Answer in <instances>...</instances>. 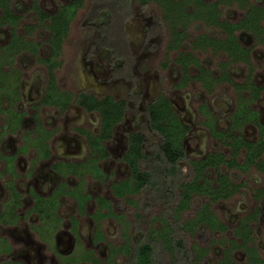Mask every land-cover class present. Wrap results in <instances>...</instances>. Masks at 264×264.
<instances>
[{
  "label": "rangeland",
  "instance_id": "obj_1",
  "mask_svg": "<svg viewBox=\"0 0 264 264\" xmlns=\"http://www.w3.org/2000/svg\"><path fill=\"white\" fill-rule=\"evenodd\" d=\"M69 1L11 2L12 11L20 16L15 30L25 41H30V49L21 48L14 55L13 64L21 70L20 97L13 108L26 112L22 127L12 130L8 125L10 112H0V212L11 200L10 183L13 181L22 196V204L16 212L23 217L15 224L0 220V237L9 240L13 247L9 253L1 252L0 264L10 260L21 264H77L64 258L76 256L83 248L92 249L97 260L79 264H108L107 259L112 254L114 264H128L139 244L146 240L154 243L158 264H220L227 250L238 263L248 264L247 252L235 246L241 241L237 226L242 219L249 224L252 242L264 258V172L257 165L241 169L220 164V171L242 185L230 196L209 204L207 210L215 216V225L197 221L193 226H184L185 221L196 217L209 200L205 196H195L190 206L176 211L180 184L194 176L192 159L217 150H223L227 159L231 158V147L211 136L205 119L207 111L219 129L229 130L231 113L241 100L232 82H214L207 87L200 80L191 79L183 86L178 85L184 72L176 58L181 51L186 55L193 52L198 64L215 76L220 75L221 67L225 66L235 82L247 83L244 101L250 97L253 83L263 87L260 97L252 101L251 106L260 112L264 122V30L258 38L252 31H239L243 45L250 50L244 56L246 59H228L212 49L192 51L194 38L205 32L219 35L220 29L204 21L202 16L188 17L184 24L188 34L184 45L173 49L172 20L163 21L166 11L159 3L146 4L140 0H84L62 39L60 63L55 69L60 88L73 93L84 90L99 96L125 98L128 106L112 139L106 142L110 156L100 160L105 174L95 177L88 170L65 178L70 188L83 181L85 192L91 196L83 210L74 196L63 194L57 209L62 222L57 225L59 218L50 216L45 220L50 227L44 236L36 230L41 219L39 212L33 209L35 199L31 188L44 195L51 194L63 180L54 171L53 164L61 160L85 159L90 153L86 130L96 132L100 128V114L88 112L75 101L64 110L56 104L34 106L44 96L49 79L42 59L52 51L51 31L40 20L38 8L55 13ZM204 1L187 0V10L194 12L214 2ZM235 1L218 6L222 17L239 20L251 4L264 5V0H249L244 4ZM259 25L264 28V15ZM12 28L9 23L0 24V53L7 51L5 45L11 40ZM5 69H9V64ZM198 69L197 63H193L191 73ZM161 93L170 97L175 111L190 127L183 140L186 155L174 175L167 173L166 163L155 156L162 137L151 128L147 110L150 102ZM1 101L2 107L10 108L6 93ZM36 109L44 127L54 131L47 139L48 158L37 159L36 146L22 149L26 143L25 134L37 137ZM241 130L249 140L264 138L254 121L246 123ZM133 131H141L146 136L145 152L149 157L142 160L141 168L152 170L156 183L136 191L125 190L119 195L114 184L131 176L124 154ZM245 153L246 150L241 149L237 156L239 162L244 161ZM5 155L13 156L12 163L18 174L12 166H9L11 172L8 170ZM209 175L213 179L217 176L214 169ZM260 191L263 193L259 194ZM99 198L109 205L101 204ZM99 229L103 237L97 239ZM173 236L181 240L184 251L171 244L169 239Z\"/></svg>",
  "mask_w": 264,
  "mask_h": 264
},
{
  "label": "trees",
  "instance_id": "obj_2",
  "mask_svg": "<svg viewBox=\"0 0 264 264\" xmlns=\"http://www.w3.org/2000/svg\"><path fill=\"white\" fill-rule=\"evenodd\" d=\"M13 0H0V24L9 23L13 27L12 37L10 42L5 45L7 51L0 53V112L8 111L9 115L8 125L12 130H16L22 127V114L16 112L13 108L14 102L20 97V79L21 71L14 67L15 54L21 48L30 49V41H25V39L17 34L15 30L18 25L19 15L15 14L11 9V2ZM143 3H148L151 1H156L161 5L165 12V19L172 20V28L174 32L179 37L175 39L176 45H178L179 40L182 38L183 30L176 31L177 25L180 21L185 23L187 18L196 17L197 13H193L187 10V0H140ZM229 0H219L218 3H214L216 7L220 2H225ZM84 0H71L67 4L61 6L60 10L55 13L47 12L41 8H38L40 13V20L45 26H47L51 31V44L52 53L42 59V62L46 65L48 69V84L46 95L43 100L47 104H56L62 110L66 109L69 103L75 98L76 102L85 107L88 111L97 110L101 115V131L98 135H93L88 133V140L92 150V155L89 160L82 164H74L67 162H59L54 164L55 169L62 174L67 176L69 173L83 174L85 171H91L93 176L101 177L103 175V170L98 166V160L100 157H106L109 155L108 149L105 144L102 143L104 140H108L112 137L114 128L116 124L124 118L126 109L125 99H115L113 96L106 95L104 97H98L94 94L82 91L74 94L69 91H63L58 85L56 79L55 69L60 63L59 56L61 51L62 39L66 36L69 30V24L79 7L83 6ZM207 7L203 9L205 13H209L210 16L214 15L213 8ZM253 12V11H252ZM259 11L253 12L248 15V17L240 25H249L251 28L257 30V19ZM218 19V18H217ZM240 25L232 24L229 29L230 40L229 48L240 50V45L236 41V36L234 30ZM227 44V43H226ZM228 45V44H227ZM9 64V69H5V65ZM184 68L188 75L187 62L184 63ZM202 77V75H201ZM256 87L252 100L256 99L259 92ZM254 90V89H253ZM12 91V92H11ZM6 96L9 98L10 108L2 107L1 97ZM3 100V98H2ZM246 100V99H245ZM250 101L247 99L244 101V96L241 94L240 105L234 114V125L241 127L245 121L250 119H258L257 112L252 110L249 106ZM149 120L150 125L153 130L159 133L162 137L161 146L156 155L159 160L166 163L165 170L169 174H176L179 170L180 163L185 156L183 149V139L188 130V127L183 124L181 119L173 110L169 99L162 95L155 102L149 106ZM214 136L224 139L223 141L230 144L233 148L232 158L226 161V156L222 153H211L204 159L192 161L194 167V176L188 181H183L180 184V201L177 204L176 211L183 210L184 208L191 205L193 199L197 195L205 196L209 200L204 203L203 208L197 213L196 217L189 218L185 221L184 226H193L197 221H205L210 225H215L216 218L207 210L211 202L218 201L222 197H228L232 193L238 190L241 184L234 183L227 174L222 173L219 170V166L223 162H227L231 167H242L248 169L252 165H257L258 168L264 172V159L262 155L264 154V141L262 139L258 141H248L242 137L233 136L231 134L227 135L231 141L226 140V136L221 131L217 130L213 125L211 127ZM32 131V130H31ZM39 136L31 137L29 134H25L26 144L22 147L23 150H27L31 145L36 146L39 150V155L37 159L48 158L49 157V146L46 143V139L51 137L52 131L45 129L41 124L38 128ZM46 133V134H43ZM146 136L140 132L136 131L130 135L129 147L125 156V160L131 167L132 174L130 178L125 181H120L114 184V188L117 194L122 195L125 190L136 191L140 190L147 185L155 184L156 181L153 179V171L149 169L141 168V161L147 159L149 154L145 152ZM245 148L247 153L245 156L244 163H240L237 160L241 149ZM96 154V155H94ZM9 166H12L14 170V164L12 163V157L5 155ZM9 160V161H8ZM216 170V178H212L208 171L209 169ZM16 173V172H15ZM17 174V173H16ZM13 187V185L11 184ZM66 184H62L61 188H58L50 196H42L36 194V207L40 211L43 221L49 220L50 216H56L59 218L58 224L61 223L62 217L58 215V205L59 197L61 194H67L74 196L80 203V207L83 210L85 203L90 198L89 194H85V189L83 186V181L79 182L76 186L71 189L66 188ZM77 187V188H76ZM76 188V189H75ZM101 204L109 205L107 201L103 198H99ZM20 205V194L13 187V193L11 200L5 205V209L0 213V220L4 222L15 223L19 218L16 212V208ZM110 213V209L108 210ZM8 217V218H7ZM45 221V222H46ZM242 221L240 228L238 229L239 236L242 237V242L237 243L236 247L245 248L251 256L253 261H260L264 264V260L260 257L258 251L254 245H251L252 233L249 229V224ZM50 227L49 225H46ZM103 233L100 229L97 232V238H102ZM171 244L177 248L179 247L184 251V245L181 244V240L175 238L174 236L170 239ZM54 243V242H53ZM80 245V244H79ZM171 245V246H172ZM0 254L1 252H9L11 250L10 244L6 239L0 241ZM82 246V245H81ZM83 248V247H82ZM84 250V251H82ZM81 251H77L76 256H68V260H72L74 263H80L81 261L97 260L93 250H88L83 248ZM113 255V254H112ZM107 259L108 264H114L113 256ZM1 264H21L20 262L7 261ZM128 264H158L155 258V248L152 240H146L139 244L136 251L134 252L131 260ZM221 264H238L229 250L224 256Z\"/></svg>",
  "mask_w": 264,
  "mask_h": 264
},
{
  "label": "flooded vegetation",
  "instance_id": "obj_3",
  "mask_svg": "<svg viewBox=\"0 0 264 264\" xmlns=\"http://www.w3.org/2000/svg\"><path fill=\"white\" fill-rule=\"evenodd\" d=\"M126 1V0H125ZM203 1V2H202ZM218 1L219 0H214V2H212V4H206V7H202V8H200L199 7V9L198 10H196V11H194L193 13H197V15H196V17L197 16H202L203 18H204V21H206L207 23H211V24H214V25H216V27L218 28V29H220V33H219V35H215V36H213V35H210V33L209 32H205V33H202V34H200V35H198L196 38H194L193 39V41H192V45H193V48H192V51H197V50H207V49H212L213 50V52H216V51H220V53H222L223 55H226L227 56V58L228 59H246L244 56H245V54L247 55V53L249 52V48H246V46H244L243 45V43H242V41H241V38H240V35H239V31L240 32H242V31H252L253 32V34L258 38L259 37V34H261L262 32H263V30H264V28H263V26H260L259 25V21H260V17L262 16V15H264V5H260V4H251L250 5V8H249V10L247 11V13H246V15H244L242 18H240L239 20H234V19H228V18H224V17H222L221 16V14L218 12V6H220V4H224L225 2H227V3H229V2H233V1H235V0H229V1H225V2H220L216 7H214L215 5H214V3H218ZM238 1V2H237ZM249 0H236L235 2H237V3H246V2H248ZM151 2H155V3H157L156 1H151ZM196 2H197V0H196ZM205 3V1L204 0H198V2L197 3ZM148 3H150V2H148ZM148 3H146V4H148ZM161 6V5H160ZM197 6H199V4L197 5ZM207 7H210V8H213V10H214V15L213 16H210V14L209 13H205L204 11H202L203 9H207ZM162 8V7H161ZM209 8V9H210ZM163 9V8H162ZM260 9H262V12L261 13H259V14H261V15H259L258 16V18L259 19H257V30H255L254 28H251L249 25H240V24H242L243 23V21L248 17V15L249 14H251V13H253V12H256V11H259ZM253 11V12H252ZM196 17H194V18H196ZM218 18V19H217ZM163 21H168V20H166L165 19V15H164V17H163ZM169 21H171V20H169ZM173 22V21H172ZM185 23H186V21H185ZM185 23H183V22H179L178 24H179V27H177V29H176V31H180L181 29H184L183 30V35H182V38L179 40V43H178V45L177 46H175L176 45V42L174 41L175 39H178L179 37H177V35L175 34L176 32H173V36L175 37H173L174 39H173V42H172V45H171V47H173V49L174 48H181L184 44V41H185V39H186V37L188 36V34H187V30H186V27H185ZM178 24H176V25H178ZM232 24H238V25H240L238 28H236L235 30H234V34H235V36H236V41H237V43L240 45V50H237V49H233V48H229L228 46H230L229 45V40H230V32H229V29L231 28V26L230 25H232ZM244 24V23H243ZM173 29V31H174V28H172ZM258 34V35H257ZM228 45H227V44ZM51 53H52V51H51ZM50 53V54H51ZM189 54L188 55H186V53H184L183 51H181L180 52V54H179V56L176 58V60L178 61V64L181 66V68L183 69V72H184V76H183V78H182V80H181V82L178 84V85H180V86H183L185 83H187L189 80H191V79H197V80H200L203 84H205V85H207V87H210L214 82H232L233 84H234V86H235V88H236V90L238 91V94H240V98H241V94L243 95V91L246 89V87L248 86L247 85V83L246 82H244V83H238V82H235L233 79H232V77L229 75V73H228V71H227V69L225 68V66H222L221 67V72H220V75H218V76H215L214 74H213V72H211V71H209L207 68H204V67H202V66H200V63L198 64V59L196 58V56H193L194 54H193V52H188ZM49 54V55H50ZM48 55V56H49ZM47 56V57H48ZM243 56V57H242ZM46 58V57H45ZM185 62H187V67H188V75H189V77H187L186 78V75H187V73H186V71H185V68H184V63ZM193 63H197V66L199 67V69H198V71L196 72V73H194V74H192L191 73V70H192V64ZM10 68V67H9ZM21 71V70H20ZM201 75H202V77H201ZM253 83V82H252ZM47 84H48V82H47ZM59 85V84H58ZM60 87V86H59ZM256 87L258 88L257 90H258V92H259V95H258V97L256 98V99H253L252 100V96L254 95V93L253 92H255V89H256ZM254 89V90H253ZM263 89V87H261V86H259V85H257V84H255V83H253L252 84V89H251V93H250V97L248 98V100L250 101V104H249V106H250V108L252 109V110H254V111H256L257 112V118L258 119H250V120H247V121H245V123H243L242 124V126L241 127H238V126H235L234 125V119H235V117H234V114H235V111L237 110V108H238V106L240 105V101H239V103H238V105H237V107L235 108V110L231 113V117H232V121H231V127H230V129L229 130H223V129H219L217 126H216V124H215V121L214 120H212L211 118H210V112L209 111H207V115H206V121L209 123V131H210V134H211V136L213 137V138H215L216 140H218V141H220L221 143H222V145H228V146H230L231 147V158H232V154H233V148H232V146L230 145V144H228V143H226V141L224 142L223 140L224 139H221V138H218V137H216V136H214L213 135V133H212V129H211V127H212V125L217 129V130H219V131H221L222 133H224L225 134V136H226V140L227 141H231V139L229 138V137H227V135H229V134H231V135H233V136H238V137H242V138H244V139H246V140H248V141H258V140H260V139H262L263 141H264V138L262 137V136H260V138L259 139H257V140H249V139H247V138H245L244 136H243V132H242V128L244 127V125L246 124V123H248V122H250V121H254L256 124H257V126L259 127V130H260V133H264V122H263V119H262V117H261V114H260V112L258 111V110H255V109H253L252 108V106H251V102L252 101H254V100H257L259 97H260V95H261V90ZM46 90H47V85H46V89H45V93H44V96L41 98V100L37 103V104H34V106H35V108H39V107H41L42 105H44V104H47V103H44L43 102V100H44V98H45V95H46ZM61 90H63V89H61ZM63 91H69V90H63ZM84 91V90H83ZM69 92H71V91H69ZM79 92H82V91H79ZM78 92V93H79ZM85 92H87V91H85ZM73 93V92H72ZM88 93H91V94H94V95H96V96H98V97H104V96H106V95H104V96H99V95H97V94H95V93H93V92H88ZM74 94H77V93H74ZM162 95H164V96H166L168 99H169V101H170V103H171V106H172V108H173V110L175 111V107H174V105H173V103H172V100L170 99V97L167 95V94H165V93H161L156 99H154L153 101H151L150 102V104L148 105V109L147 110H149V106L153 103V102H155L159 97H161ZM121 99H125V98H121ZM117 100H119V99H117ZM126 100V108H127V106H128V101H127V99H125ZM72 101H75L76 102V100H75V98H73L72 99ZM71 101V102H72ZM70 102V103H71ZM77 104H79L78 102H76ZM80 105V104H79ZM82 106V105H81ZM83 107V106H82ZM85 108V107H84ZM86 109V108H85ZM37 110V111H36ZM35 110V117H36V120H37V125H36V132H37V137L39 136V132H38V128H39V125L41 124L43 127H44V125L42 124V122L40 121V118H39V114H38V109H36ZM87 110V109H86ZM88 111V110H87ZM16 112L17 113H19V114H22V124H23V122H24V117H25V115H26V112H19V111H17L16 110ZM88 112H97V113H99V111H97V110H92V111H88ZM125 112H126V109H125ZM175 113L178 115V117L181 119V121L183 122V124H185L187 127H188V130H187V132H186V134L188 133V131H189V129H190V127L183 121V119L181 118V116L175 111ZM100 114V113H99ZM149 114V113H148ZM100 117H101V115H100ZM150 121V120H149ZM101 122H102V119L100 118V128H99V130L98 131H96V132H94V131H91V130H86V134H87V140H88V133H92L93 135H98L99 133H100V131H101ZM118 123H120V121L118 122ZM118 123L116 124V126L118 125ZM115 126V127H116ZM151 126V125H150ZM45 129H47V130H49V131H52V135L51 136H53V134H54V131L53 130H51V129H48V128H46V127H44ZM81 130V132L83 131L82 129H80ZM114 130H115V128H114ZM237 131V133L235 134L234 133V131ZM31 131V130H30ZM115 132V131H114ZM114 132H113V135H114ZM133 132H136V131H133ZM132 132V133H133ZM141 132V131H140ZM132 133H130V135L132 134ZM143 133V132H142ZM43 134H46V133H43ZM144 134V133H143ZM186 134H185V136H184V138L186 137ZM113 135H112V137H113ZM130 135H129V139H130ZM145 135V134H144ZM112 137L110 138V139H112ZM110 139H108V140H110ZM108 140H104L102 143H104L105 144V147L108 149V151H109V155L108 156H110V150H109V148H108V146H107V141ZM184 140V139H183ZM46 143L48 144V142H47V139H46ZM26 144V143H25ZM48 146H49V144H48ZM88 146H89V149H90V153H89V155L85 158V159H83V160H61V161H57L56 163H59V162H67V163H74V164H84V163H86L88 160H89V158H90V156L92 155V150H91V147H90V144H89V140H88ZM128 147H129V140H128ZM183 149H184V146H183ZM244 150H246L245 148H243ZM127 151H128V148H127V150L125 151V154H124V160H125V156H126V153H127ZM38 152H39V150H38ZM219 152H222L225 156H226V154L223 152V150H217V151H210V152H208V154H206L205 156H203V157H201V158H197V159H192L191 160V166L193 167V164H192V161H194V160H200V159H204V158H206L207 156H209L211 153H219ZM184 153H185V149H184ZM246 153H247V151H246ZM246 153H245V156H246ZM38 155H39V153H38ZM94 155H96V154H94ZM186 155V154H185ZM8 156V155H7ZM10 156V155H9ZM49 156H50V146H49ZM108 156H106V157H108ZM263 156V155H262ZM10 157H12L13 158V156H10ZM106 157H100L99 158V160H98V166L100 167V168H102V170H103V174H105V170H104V168H103V166L101 165V163H100V160L101 159H103V158H106ZM185 157V156H184ZM231 158H229V159H227V156H226V161L227 160H230ZM262 159H264V157H262ZM126 161V160H125ZM223 162V163H226L228 166H230L227 162ZM244 161H245V159H244ZM244 161L243 162H240V163H244ZM127 162V161H126ZM142 162V161H141ZM56 163H54V164H56ZM54 164H53V169H54V171L56 172V173H58L62 178H63V180H61L57 185H56V187L54 188V190L51 192V194H48V195H44V194H42V193H40V192H37L34 188H31V193L33 194V196H34V199H35V205H34V210H36L37 212H39V215H40V219H41V221H40V225L39 226H36L35 228H36V230L38 231V232H40L43 236H44V234H45V232H47L46 231V229H48L49 227H47L46 225H49L48 224V222H45V220L43 221V217H42V215H41V213H40V211H38L37 209H35V207H36V194H39V195H42V196H50V195H52L54 192H56V190L58 189V188H61V186H62V184H66L67 185V182L65 181V178L66 177H68L69 175H72V174H74V173H69L67 176H63L62 174H60L56 169H55V167H54ZM127 164H128V162H127ZM222 164V163H221ZM129 165V164H128ZM231 167V166H230ZM129 168H130V170H131V167H130V165H129ZM239 168H241V169H245V168H242V167H239ZM250 168V167H249ZM248 168V169H249ZM193 169H194V167H193ZM14 170H15V165H14ZM212 170V168L211 169H209V171H211ZM215 170V169H214ZM220 170V169H219ZM10 171V170H9ZM209 171H208V173H209ZM216 171V170H215ZM11 172V171H10ZM15 172L18 174V172L15 170ZM222 172V171H221ZM223 173V172H222ZM13 174V173H12ZM131 174H132V170H131ZM226 174V173H225ZM76 175V174H75ZM233 181V180H232ZM234 182V181H233ZM234 183H236V182H234ZM11 184L13 185V187L15 188V183H13V181L10 183V187H11V195L9 196V198H11L12 197V193H13V187L11 186ZM236 184H241V183H236ZM242 185V184H241ZM241 187V186H240ZM239 187V188H240ZM67 189H71L69 186H67L66 187ZM238 188V189H239ZM16 189V188H15ZM17 190V189H16ZM17 192L20 194V205L22 204V201H21V199H22V196H21V193L17 190ZM260 193H263V192H259V194ZM64 194V193H63ZM63 194H61L60 195V197L63 195ZM85 194H89V193H87V192H85ZM258 194V195H259ZM67 195V194H66ZM90 195V194H89ZM60 197H59V201H60ZM91 197V196H90ZM220 200V199H219ZM10 200H8V202H9ZM88 201V200H87ZM20 205H18V207L20 206ZM1 213V212H0ZM17 214L19 215V218L17 219V221L15 222V223H17L22 217H23V214L22 213H19V212H17ZM62 217V216H61ZM62 220H63V218H62ZM78 221V220H77ZM242 221H243V219L241 220V223L237 226V229H239L240 228V226H241V224H242ZM62 222V221H61ZM10 223H12V222H10ZM15 223H12V224H15ZM60 224V223H59ZM53 226V225H52ZM53 230V229H52ZM77 230V229H76ZM73 232H74V230H73ZM97 232H98V230H97ZM96 232V233H97ZM74 233H77L76 231L74 232ZM103 233V232H102ZM97 235V234H96ZM77 237V236H76ZM96 238H97V236H96ZM3 239H6V238H4V237H0V241L2 242V240ZM97 239H99V238H97ZM240 239H241V241H240V243L242 242V237H240ZM7 240V239H6ZM231 241H233L232 239H230ZM7 242L10 244V246H11V250L9 251V252H11L12 251V244L10 243V241L9 240H7ZM251 245H254L255 246V243H251ZM55 247H56V244L54 245ZM255 248H256V246H255ZM242 249H243V247H242ZM88 250H92V249H88ZM243 250H245L246 252H247V254H248V264H263V263H261L260 261H253L252 259H251V256H250V254L248 253V251L244 248ZM256 250H257V248H256ZM258 251V250H257ZM9 252H7V253H9ZM259 253V252H258ZM60 255L62 256L63 254L62 253H60ZM226 255V253L224 254V256ZM260 255V254H259ZM224 256H222L223 258H224ZM67 257L68 256H66L64 259L66 260V261H69V262H72V260H68L67 259ZM260 257L264 260V258L260 255ZM223 258H222V260L221 261H223ZM234 258V257H233ZM235 260V259H234ZM11 261V260H10ZM13 262H19V261H15V260H12ZM236 261V260H235ZM84 262H88V261H81L80 263H84ZM237 262V261H236ZM74 263V262H73ZM238 263V262H237ZM79 264V263H78ZM221 264V263H220ZM238 264H240V263H238Z\"/></svg>",
  "mask_w": 264,
  "mask_h": 264
}]
</instances>
